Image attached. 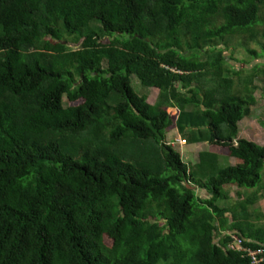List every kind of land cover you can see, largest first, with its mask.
Returning a JSON list of instances; mask_svg holds the SVG:
<instances>
[{
	"label": "trees",
	"instance_id": "obj_1",
	"mask_svg": "<svg viewBox=\"0 0 264 264\" xmlns=\"http://www.w3.org/2000/svg\"><path fill=\"white\" fill-rule=\"evenodd\" d=\"M259 36L264 0H0V264H253L230 233L264 264L256 100L220 47ZM167 108L206 144L193 164ZM224 187L257 190L236 211Z\"/></svg>",
	"mask_w": 264,
	"mask_h": 264
},
{
	"label": "rangeland",
	"instance_id": "obj_2",
	"mask_svg": "<svg viewBox=\"0 0 264 264\" xmlns=\"http://www.w3.org/2000/svg\"><path fill=\"white\" fill-rule=\"evenodd\" d=\"M262 28L263 26L259 27L260 30ZM225 42L227 46L221 45L220 47L225 48L228 57V65L230 68H233L235 72H237V70H240L241 72L238 78H232L235 82V92L238 95H245L244 82L252 81V86L249 85V92L256 100L255 105L251 107V115L238 123V137H244L257 142L260 145H264V39L259 36L257 41H250L249 43V48L256 51V56L250 55L240 46L239 43L241 42V38L239 37L226 39ZM67 46L69 48H74V43L69 41ZM130 82L133 91L139 96H145L147 103L150 106L160 103L158 90L142 88L133 76L130 78ZM67 106L69 105L64 103V107ZM166 110H168L173 119L172 126L168 129L169 132L166 140L168 142L174 140V142L178 144L177 147L181 150L183 159L189 164L195 163L198 159V151L204 148L206 144L204 142L191 143L186 136L189 135L190 131L186 130L185 135L177 129L176 122L178 120L179 112L169 108ZM235 140L236 139H234V142H236ZM227 163H233V157L221 154L219 157V164L223 166ZM260 176L261 180L259 187L264 186V165L260 170ZM224 188L223 194L224 190L227 188L229 198L227 199V196L225 195L226 198H221L223 200H219L217 203H220L219 205L222 207L225 206V204L233 205L236 208V211H240L236 204L243 202L247 196L255 194V191L257 190V188L254 190H237V188L234 187ZM196 192L202 199L207 198L208 196L206 192H201L199 188H197ZM237 192H240L241 194L237 195ZM259 196L260 198L255 204H249L246 207L247 213H250L253 222L256 221L258 214L261 215L260 221H264V190L260 192ZM107 241L111 243L110 239H107Z\"/></svg>",
	"mask_w": 264,
	"mask_h": 264
},
{
	"label": "built area",
	"instance_id": "obj_3",
	"mask_svg": "<svg viewBox=\"0 0 264 264\" xmlns=\"http://www.w3.org/2000/svg\"><path fill=\"white\" fill-rule=\"evenodd\" d=\"M230 242L227 247L230 250L239 251L244 257L250 258L253 264H258L262 261L261 255L263 253L262 249L252 250L249 248H245L242 246V238L235 235L234 233H230Z\"/></svg>",
	"mask_w": 264,
	"mask_h": 264
},
{
	"label": "crops",
	"instance_id": "obj_4",
	"mask_svg": "<svg viewBox=\"0 0 264 264\" xmlns=\"http://www.w3.org/2000/svg\"><path fill=\"white\" fill-rule=\"evenodd\" d=\"M221 155H218V157H220ZM233 163H234V159H233ZM233 163H231V164H233Z\"/></svg>",
	"mask_w": 264,
	"mask_h": 264
}]
</instances>
